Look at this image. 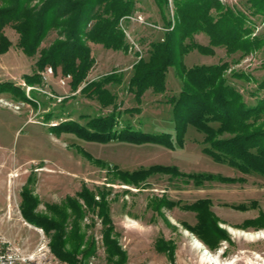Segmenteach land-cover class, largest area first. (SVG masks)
Segmentation results:
<instances>
[{"label": "rangeland", "instance_id": "rangeland-1", "mask_svg": "<svg viewBox=\"0 0 264 264\" xmlns=\"http://www.w3.org/2000/svg\"><path fill=\"white\" fill-rule=\"evenodd\" d=\"M20 1L34 13L46 2ZM131 1L130 12L117 20L123 35L121 48L106 47L86 37L80 39L89 50V67L76 87L71 74L64 83L60 81L68 75L60 66L36 65L42 48L57 39L66 40L65 29H50L36 52L29 55L19 45L16 30L10 24L1 27L11 44L0 54V86L6 87L0 88V236L25 252L47 248L52 264H70L50 247L54 229L46 233L31 224L23 217V210L29 196L37 200L33 213L50 217L53 214L47 204L63 205L66 197H72L84 209L77 224L83 238L75 251V242L69 240L73 224L68 220L64 226V250L72 253L73 264H210L194 239L219 264H264V226H242L245 220L264 213V174L213 160L202 150L204 133L188 125L183 146L175 142L171 149L118 139L86 141L51 128L68 120L85 125L94 117L112 114L117 119L116 130L130 127L149 133L167 132L174 142L172 105L168 100L182 89L185 70L200 65L223 66L225 83L232 85L247 104L264 98V90L259 89L264 80V0H211L207 32L194 30L183 39L188 49L175 50V63L164 66L158 92L150 85L138 88L132 80L134 65L140 59L149 60L155 43L166 42L181 12L176 11L177 0H167V6L155 0ZM217 3L221 9L214 8ZM6 5L0 0V9ZM225 10L229 13L223 18L226 21L222 19L214 27ZM167 19L170 24H166ZM92 24L88 20L87 29ZM248 39L251 48L243 49L240 40ZM198 45L208 46L209 53L200 51ZM49 68L51 73L47 72ZM35 72L41 82L27 84L23 76ZM89 82L101 84V91L85 95L81 88ZM22 90L29 100L21 96ZM258 124L264 126V118ZM210 125L217 128L219 123ZM153 165L173 166L177 173L156 172L137 183L124 182L116 173ZM192 174L200 177L195 179ZM205 175L211 177H201ZM83 188L90 190L97 202L104 197L110 220L105 226L110 228L109 237L117 248L113 255L108 254L97 207L88 208L77 195ZM202 199L209 201V210L223 232L217 239L198 232L206 227L200 211L191 206ZM229 228L252 236L233 234ZM90 240L94 247L86 254ZM159 240L166 243L164 249L157 247Z\"/></svg>", "mask_w": 264, "mask_h": 264}, {"label": "trees", "instance_id": "trees-1", "mask_svg": "<svg viewBox=\"0 0 264 264\" xmlns=\"http://www.w3.org/2000/svg\"><path fill=\"white\" fill-rule=\"evenodd\" d=\"M155 1L159 5L167 6V0ZM210 1H175L176 11L177 13L181 12V18L174 22L166 42L155 43L152 46L149 60L140 59L134 65L132 80L137 83L139 89L143 90L144 87L150 85L155 92L161 91L162 84L157 83L161 79L164 66L175 63L173 59L175 50L176 52H185L188 47L184 45L183 39L190 36L194 30H205L207 27V22L211 17L209 15ZM3 2L7 5L0 9V54L5 52L11 44L1 32L3 25L10 24L16 30L19 34V45L29 55L36 52L46 32L50 29L58 27L62 31L65 29L66 40L57 39L47 48H42L36 65L39 68L45 64H50L54 68L60 66L65 74L72 75L75 87L84 79L89 67V50L81 44L80 39L86 37L94 42H100L106 47L121 48L123 35L117 27V20L130 12L132 8L131 0H46L39 12L34 13L28 7L25 9L20 0H3ZM61 5L63 8L59 10L58 6ZM214 8L217 10L222 6L217 3ZM228 14L227 10L222 12L220 20L215 21L213 26H219L220 21H226L223 18H226ZM88 20L93 21V24L87 29ZM170 22V19L166 20V24H170ZM220 29H223V26ZM69 40L71 44H69ZM240 41L243 49L251 48L252 44L249 39ZM198 48L202 52L209 53L208 46L198 45ZM223 71V66L214 65L193 66L185 70L182 89L178 96L168 100L172 105L174 142L172 135L167 132L149 133L130 127L116 130L117 119L112 114L105 117H94L88 120L85 125L68 120L52 125L51 128L59 129L57 130L59 134L62 132L71 133L86 141L107 142L111 139H118L137 144L155 143L172 149L175 147V142L179 147L183 146L186 127L191 125L197 131L204 133L203 144L205 146L202 150L213 160L227 163L241 171L253 170L264 174V126L258 124V121L264 118V98L256 100L255 104H247L232 85L225 83ZM23 77L25 82L30 85L41 82L38 72ZM0 88L6 89L2 86ZM101 89V84L98 82H89L81 88V91L85 95H92ZM259 89L264 90V80L262 84H259ZM20 94L24 99H28L23 90ZM214 121L219 123L217 128L210 125ZM223 133H228L229 136L221 138L220 135ZM84 155L90 158L86 152ZM156 172L176 174L177 169L173 166L153 165L147 169L116 173L124 182L137 183ZM192 177L196 179L200 176L197 174ZM201 177L210 178L211 176ZM77 195L84 200L88 208L97 207V215L101 218L104 226L105 245L108 254L113 255L117 248L116 242L109 237L110 228L105 226L110 220L104 197L101 202L95 201L93 193L87 188H83ZM25 200L26 208L23 210V217L31 224L41 227L46 233L54 229L55 234L51 237L50 246L52 251L61 259L73 264L75 258L72 253L64 250L67 241L64 226L68 220H70V224H73L74 229L69 240L75 242V251L83 238V234L78 233L79 228H77L78 222L84 215L82 205L76 198L66 197L63 205H46L53 214L49 217L33 213L37 203L36 199L28 196ZM191 207L200 211V219L206 227L202 232L198 231L200 235L209 234L216 239L222 236L223 232L217 225V218L209 210L208 200H199ZM237 208L246 209L245 206H237ZM242 226H264V213L260 212L256 218L245 220ZM210 227L213 229H209ZM164 246L166 247V243L159 240L157 247L164 249ZM93 247L94 242L90 240L85 253L91 252Z\"/></svg>", "mask_w": 264, "mask_h": 264}, {"label": "built area", "instance_id": "built-area-1", "mask_svg": "<svg viewBox=\"0 0 264 264\" xmlns=\"http://www.w3.org/2000/svg\"><path fill=\"white\" fill-rule=\"evenodd\" d=\"M47 72L51 73V68ZM69 77V74L63 76L60 81L64 83ZM0 264H52V262L47 248L25 252L20 246L0 236Z\"/></svg>", "mask_w": 264, "mask_h": 264}, {"label": "bare ground", "instance_id": "bare-ground-1", "mask_svg": "<svg viewBox=\"0 0 264 264\" xmlns=\"http://www.w3.org/2000/svg\"><path fill=\"white\" fill-rule=\"evenodd\" d=\"M229 231L233 234H240V235H243L246 237L252 236L251 234H249L247 232L237 231V230H233L231 228H229ZM194 241H195L196 246L200 247L203 250V254L206 256V258L210 264H219L217 262L216 258L212 256V254L208 251V249L206 247H204L203 244L199 240L194 239Z\"/></svg>", "mask_w": 264, "mask_h": 264}]
</instances>
